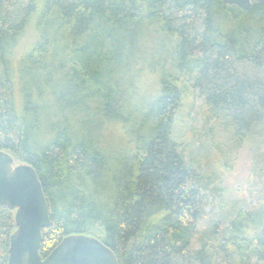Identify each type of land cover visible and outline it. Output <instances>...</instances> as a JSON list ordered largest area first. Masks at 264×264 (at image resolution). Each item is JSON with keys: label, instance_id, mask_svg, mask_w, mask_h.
Instances as JSON below:
<instances>
[{"label": "trees", "instance_id": "trees-1", "mask_svg": "<svg viewBox=\"0 0 264 264\" xmlns=\"http://www.w3.org/2000/svg\"><path fill=\"white\" fill-rule=\"evenodd\" d=\"M251 2L0 0V151L42 184V257L86 235L119 264H264V181L226 199L173 134L182 94L195 90L219 159L260 138L264 0ZM149 74L153 95L139 90ZM15 228L0 205V264Z\"/></svg>", "mask_w": 264, "mask_h": 264}, {"label": "water", "instance_id": "water-1", "mask_svg": "<svg viewBox=\"0 0 264 264\" xmlns=\"http://www.w3.org/2000/svg\"><path fill=\"white\" fill-rule=\"evenodd\" d=\"M222 2L244 10L252 8L251 0ZM0 205L14 211L16 226L9 238L7 264H119L107 245L86 235L67 236L42 257V230L50 224L42 184L30 164H15L3 150L0 151Z\"/></svg>", "mask_w": 264, "mask_h": 264}, {"label": "rangeland", "instance_id": "rangeland-1", "mask_svg": "<svg viewBox=\"0 0 264 264\" xmlns=\"http://www.w3.org/2000/svg\"><path fill=\"white\" fill-rule=\"evenodd\" d=\"M139 34V27L131 29V39L125 40V50L123 55L128 53L130 49L134 50L135 45L133 43L134 37ZM156 43L147 42V48H156ZM135 51H139V45L136 46ZM133 51V52H135ZM136 53V52H135ZM158 76L155 74H149L140 81V89L142 92L148 95L155 94L159 87ZM72 91H70L71 93ZM66 95V91L63 92ZM69 92L68 94L71 95ZM123 99V97H122ZM75 100L69 99L68 104H74ZM61 109H66L63 105V100H59ZM69 105V106H70ZM205 106L201 97H199L197 91L185 90L182 94L181 104L177 111V118L174 127V137L177 140H181L186 144V152L188 158L195 157L200 164L204 166L207 174H212L214 183L223 187L225 198L235 201L237 199L244 200L248 196V189L250 186V178L254 184L258 186L264 181L255 171L257 166H261L260 163H256V157L258 154H264V127L260 138L251 139L245 145L236 149L231 157H228L226 153L225 160L217 157L210 148L209 140L206 136L205 125ZM215 143L222 144V140L216 139ZM264 170L263 165L261 166ZM259 168V167H257ZM253 184V185H254ZM252 186V185H251ZM255 186V185H254ZM240 202H243V201Z\"/></svg>", "mask_w": 264, "mask_h": 264}]
</instances>
